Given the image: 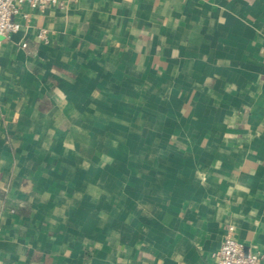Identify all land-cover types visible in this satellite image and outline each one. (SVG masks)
<instances>
[{
    "label": "crops",
    "instance_id": "0c3cea01",
    "mask_svg": "<svg viewBox=\"0 0 264 264\" xmlns=\"http://www.w3.org/2000/svg\"><path fill=\"white\" fill-rule=\"evenodd\" d=\"M63 1L0 38V264L264 261V0Z\"/></svg>",
    "mask_w": 264,
    "mask_h": 264
},
{
    "label": "built area",
    "instance_id": "2783aa9c",
    "mask_svg": "<svg viewBox=\"0 0 264 264\" xmlns=\"http://www.w3.org/2000/svg\"><path fill=\"white\" fill-rule=\"evenodd\" d=\"M63 2V0H0V38L10 37L21 29V25L15 20V17L21 13L23 6L27 5L33 9H41L49 5L63 6ZM23 16L28 18L27 14ZM38 38L47 40V31L41 29ZM23 46L25 47L27 44ZM217 257L219 264H264L261 255L244 251L243 245L233 236L232 227L229 228V232L217 252Z\"/></svg>",
    "mask_w": 264,
    "mask_h": 264
}]
</instances>
